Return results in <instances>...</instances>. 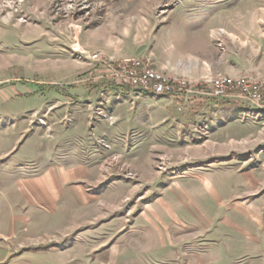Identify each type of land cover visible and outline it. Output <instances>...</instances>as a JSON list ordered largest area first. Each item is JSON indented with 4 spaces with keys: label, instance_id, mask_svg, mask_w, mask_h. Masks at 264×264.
I'll return each mask as SVG.
<instances>
[{
    "label": "rangeland",
    "instance_id": "374dc122",
    "mask_svg": "<svg viewBox=\"0 0 264 264\" xmlns=\"http://www.w3.org/2000/svg\"><path fill=\"white\" fill-rule=\"evenodd\" d=\"M8 1L56 30L3 39L0 264H264V107L207 94L264 81V0Z\"/></svg>",
    "mask_w": 264,
    "mask_h": 264
},
{
    "label": "built area",
    "instance_id": "2783aa9c",
    "mask_svg": "<svg viewBox=\"0 0 264 264\" xmlns=\"http://www.w3.org/2000/svg\"><path fill=\"white\" fill-rule=\"evenodd\" d=\"M98 54L95 55L97 57ZM131 68L126 71V77L129 78L133 85L141 86L146 90H151L157 94L170 91V86L165 79L154 71L153 68L147 67L138 69L141 66L139 60H127ZM122 71V70H121ZM239 88L241 91L234 94V89ZM207 94L213 99L222 98H245L252 102L253 105L264 107V81H250L246 79L233 80L228 77H219L213 80V87Z\"/></svg>",
    "mask_w": 264,
    "mask_h": 264
},
{
    "label": "crops",
    "instance_id": "0c3cea01",
    "mask_svg": "<svg viewBox=\"0 0 264 264\" xmlns=\"http://www.w3.org/2000/svg\"><path fill=\"white\" fill-rule=\"evenodd\" d=\"M36 3H42V2H45L47 0H35ZM29 12H32V11H29ZM34 22H37L36 24L35 23H28V24H20V23H16L14 22L13 24H10L8 22H5L3 19L0 18V56H4V54H7V52H10L8 50V47H5L6 45L3 44V39L4 38H7V36H12L14 34L18 35L19 31L20 30H37L38 28L42 30L43 34L42 36L43 37H46L47 34L46 33H49L50 37L51 35H55L53 34L56 30V25H54L53 23H51L49 25V27H47L45 25V23L42 21V20H33ZM50 23L51 21L48 20ZM176 28L175 30H171L169 33L172 35V34H175L176 32L181 36H190V37H194L195 39L198 38V37H206L208 32L211 31V28H212V25H201L200 23H188L185 19H182L178 22V24H176ZM35 28V29H34ZM52 38V37H51ZM41 38H31V39H23L21 41V44L24 45L27 44L28 42L30 43H34V42H37V43H40ZM25 49V48H24ZM8 56V55H7ZM199 64V62L197 61L196 62V65ZM201 67V66H200ZM201 68H204L203 66ZM193 72V71H192ZM216 72V71H215ZM220 72H222V70H220ZM184 74H190L189 71H184L183 72ZM51 184V183H50Z\"/></svg>",
    "mask_w": 264,
    "mask_h": 264
},
{
    "label": "bare ground",
    "instance_id": "6f19581e",
    "mask_svg": "<svg viewBox=\"0 0 264 264\" xmlns=\"http://www.w3.org/2000/svg\"><path fill=\"white\" fill-rule=\"evenodd\" d=\"M2 1H3V0H2ZM21 1H22V0H21ZM8 2H9V4H10V5H11V4H13V2H12V1H10V0H9ZM8 2H7V3H8Z\"/></svg>",
    "mask_w": 264,
    "mask_h": 264
}]
</instances>
